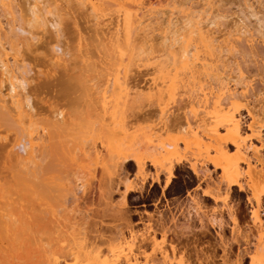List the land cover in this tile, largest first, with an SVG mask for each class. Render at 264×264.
I'll use <instances>...</instances> for the list:
<instances>
[{"label": "bare ground", "instance_id": "6f19581e", "mask_svg": "<svg viewBox=\"0 0 264 264\" xmlns=\"http://www.w3.org/2000/svg\"><path fill=\"white\" fill-rule=\"evenodd\" d=\"M186 1L0 0V143L4 144L0 146L4 150L0 153V264H191L168 234L175 233V227L184 229L185 221L172 230L162 222L157 232L149 222L142 232L128 226V234L115 226L114 233L106 236L96 228L94 213L78 200L87 193H101L117 166L129 160L135 162V177L142 182L148 177L146 159L154 169L151 180L158 182L164 174L166 185L173 177L181 144L195 147L198 155H205L200 163L202 158L206 163L209 159L213 166L209 170L197 162L189 165L206 184L203 195L215 203L209 215L197 196H191L201 227L220 226L226 211L233 239L246 246L243 252L248 264H264V85L260 87L256 81L263 80L264 59L254 50L257 43L264 47L263 33H252L250 24L244 23L247 20L234 18V13L226 28L228 19L219 14V2L200 0L203 8L197 10L199 1L196 5ZM241 1L244 10L256 11L251 10L255 8L250 0ZM212 4L218 12L212 10ZM74 11L80 13L83 28ZM63 16L72 18L71 22L64 18L70 28L62 22ZM217 18L226 22L221 23L224 27ZM61 22L72 33L73 43L66 48L60 40L65 29ZM48 31L51 38L45 40ZM241 37L249 46L255 45L250 48L255 55L249 52L259 58L261 71L255 69L254 73L256 77L261 74L259 79L252 74L247 77L249 73L245 76L243 70L247 69L242 68L247 65L240 68V60L236 64L226 57H240ZM26 57L41 60L30 67ZM61 67L76 72L69 78L65 75L67 80L59 79L64 103L44 106L42 96L43 107L37 106L32 102L35 85L32 93L28 89L30 80L55 76ZM165 101H188L186 105L200 101L196 105L202 103V108L199 111L194 102L189 104L190 120L178 114L183 118L176 135L171 130L178 115ZM240 105L250 118L246 130L238 112ZM145 106H150V114ZM143 107L150 116L142 113L141 117ZM137 115L140 121L148 117L147 123L134 122L139 120ZM170 128L173 134L168 133ZM229 146L234 148L231 154ZM214 169L220 170L215 179L210 172ZM126 178L125 191L134 190L137 185ZM244 184L251 210L249 222H245L248 229L242 230L229 196L231 187L243 190ZM107 186L110 188L109 181ZM249 246L253 248L249 250ZM242 258L236 254L232 263L224 259L223 264H244Z\"/></svg>", "mask_w": 264, "mask_h": 264}, {"label": "rangeland", "instance_id": "374dc122", "mask_svg": "<svg viewBox=\"0 0 264 264\" xmlns=\"http://www.w3.org/2000/svg\"><path fill=\"white\" fill-rule=\"evenodd\" d=\"M183 1H185V0H183ZM198 1H199V3L196 5V2H198ZM205 1H207V0H205ZM212 1L215 4H217V5L220 4L218 6V7L221 6L219 8V10H220L219 14H222V16H225L228 19L229 22L226 20L225 17H223L224 20L219 17V19H222L223 21H225V20L227 21V23L222 21L223 24L226 23L225 24L226 28L228 26H231L230 23H232L231 21H233L232 20L233 19L232 16L235 15L234 18H236L237 16H238V18L242 17L243 22L245 20H247L244 23H245V25L250 24V25H248V26H250L248 28L250 29V31L253 30L252 33H256L257 34V32H260V33H263V35H261V36L264 37V24H263L264 23V0H254V2L257 1L256 3H253V0H250L252 2V4H254L253 8H255V9H251V10H256L257 13H256V11H254V12L250 11V12L254 13V14L256 13L257 16H256V14L255 15H253V14L249 15L250 14L249 10L248 9L244 10L243 6L245 7V5L242 3L241 0H219V1L218 0L217 1L212 0ZM258 1L259 2L261 1V2L259 3ZM186 2H189L192 5L195 4L197 6L196 8H198V7L200 8L201 5L203 4V3L200 4V0H197V1L193 0V2H195V3H192V1L190 2V0H188ZM201 2H204V0L203 1L201 0ZM218 2H219V4H218ZM222 2H223V6H222ZM238 3H239V5H238ZM215 4H212V5H214L213 6L214 8L212 7L213 8L212 10L217 11L218 8H216L217 5L215 6ZM187 5H188V3H187ZM240 5L241 6L243 5V6L240 7ZM185 6H186V4H185ZM199 8L197 10H201L203 8V5H202L201 9H199ZM247 11H248V13H247ZM74 12L72 14L75 15L78 24H83V19L79 15L80 13L77 14L78 13L77 11H76L77 13L76 12L74 13ZM232 13H234V15ZM217 14L218 13L215 12L214 15H217ZM231 14H232V16H231ZM230 16L232 18L231 20H229ZM65 17L67 18V16H63L62 19L64 21H62V20L61 21L64 22V23H68L67 20L69 18H67V20H65L66 19ZM72 18H74L73 15H72ZM71 19H69L70 22H71ZM219 19L217 20V23L221 24L222 22ZM228 23H229V25L227 26ZM258 23L260 25H258ZM62 24H60V26H62L65 29L63 30V28L61 27L62 30L64 31V33H63L64 35L60 36V40L62 39L61 40L62 47L66 48L67 46H71L72 43H73V40L71 38H69V37H71L69 35H71L72 33H70L71 29L69 30V28H70L69 24L70 23L67 24V26H69V28L67 26L65 27L66 24H63V25ZM223 24H221L222 27L225 26ZM81 26L83 28L84 24L83 25H79L80 28H81ZM251 27H252V29H251ZM71 28H72V26H71ZM65 32H66L67 35L65 34ZM68 33H70V34H68ZM260 33H258V36L260 35ZM46 35H47V33H46ZM50 36H51V32L48 31V36L44 35L43 37H44V39H45V37L46 38L48 37L47 39L50 40V38H51ZM254 36H255V34H254ZM258 36L256 35L255 37H258ZM241 38L243 39L242 41H241ZM241 38H240V42L238 44L241 45V43L244 42L241 45V46H243V47H241L242 49L239 48L240 45H238V44H237L238 46L236 45L237 48H238L237 50L241 49V51H238L239 54H240V57H238L239 55L237 54L238 52L236 53V51H237L236 49H235L234 52L238 56L235 55V54L233 55V54L230 53L232 58H233V56H236V58L232 59L230 57V55H226V57L228 56L230 58V60H228V61L232 60V63H233V60L235 59L234 62L236 64L240 60V63H238L239 67H240V65L243 66V67L247 65V67L242 68V69H247L248 70V72H247V70L245 72L243 70L244 75L246 76L249 73V75L247 77H249L250 74H252L251 76H253V78H254V76L256 75L254 73H257L258 69L261 71V68H259V65H258L259 58L256 57V56H261L262 55L260 58L264 59L263 58V56H264V47L262 45L258 44V43L256 44V49H254V50H255V52H257V55L255 56V59H257V58L258 59L255 60L252 57V56L255 55V52L254 51H250V48L252 46H249V44L244 40L245 39L244 37H241ZM64 39H67V42H65L66 40H64ZM257 39L258 40L261 39L260 36ZM42 40L43 39H41V41ZM43 42H46V41H43ZM38 43H35V45L38 44ZM243 44H245L246 46L243 45ZM247 44L249 46V49H247L248 48ZM43 45H45V43ZM43 45L41 44L39 46L42 47ZM258 45H260V46L257 47ZM34 46H32V47L35 48L36 46L35 47ZM41 47H39L40 51H41ZM252 48H255V45ZM252 48H251V50H252ZM40 51L38 50L37 53H40ZM249 51L250 52H254V55L250 54ZM29 52L30 51H28V54H29ZM24 53H26V52H24ZM33 54H32V56H33ZM227 54H229V53H227ZM25 56H27V54ZM40 57L41 56H39V58ZM33 58H35V57H33ZM33 58H31V59H33ZM39 58L36 57L38 62H39V60H41ZM242 58L245 59V60H243ZM26 59H27V57H26ZM27 61H28V59H27ZM31 61H33V64L31 63ZM31 61L30 60L28 61V64H30V67H31V65H35V63H38V62H35L36 60L35 61L31 60ZM228 61H226V62H228ZM241 61H242V64H244V65L241 64ZM252 62L254 64H255V62H257L256 63L257 65H254ZM70 63H72V62L70 61L69 64ZM228 63H230V62H228ZM232 63H230V65H233V66L236 67V65H234L235 63L234 64H232ZM72 65H69V67H71ZM69 67L67 66V68H69ZM67 68H65V70H67ZM71 68L74 69L73 67H71ZM71 68H70V70H71ZM255 69H257V70H255ZM70 70H69V73L70 72H74V70H72V71H70ZM259 70H258V73H259ZM75 71H76V69H75ZM61 72H62V75H61ZM55 73H57V74H55ZM55 73L53 74L55 76H51V77L50 76H48V77L46 76L47 78L46 77H42V75L41 76L39 75V77L36 76L35 78H38V79H37L36 82L34 80V82L37 83V84H35L33 82V80H30L32 82L29 83L28 89L30 88V92H31L32 89L34 90V88H35V91H34L35 95L32 97V102H34L35 104L37 102L38 103L37 106L41 107L43 105L42 102H44L45 99H46V101L48 99V103L45 101V105L44 106H46V105L47 106H52V104L49 105V102L53 103V105L57 104V106H61L62 103H64V101H62V99L60 97V94H59L60 83H61L59 81V79H61V77H62V79H61L62 81L63 80H67L66 79L67 76H68V78H69V76L72 77L73 76L72 74H75L76 72L69 74L68 71H64L63 68L61 67V68H58V71L55 72ZM29 74L32 75V72H30ZM33 74H34V72H33ZM31 75H29V76L31 77ZM65 75H67V76H65ZM34 76L35 75H33L32 78H34ZM259 76H261V74H259ZM259 76H257V77L255 76V78L259 79L258 78ZM263 76H262L261 79L264 80ZM263 80H261V81H263ZM256 81L260 83V84L256 83L258 86H260V85L263 86L264 85V84H261L260 79H259V81L258 80H256ZM33 85H35V86H33ZM32 86H33V88H32ZM255 87H256V85H255ZM260 87H258V88H260ZM42 96L45 99H43ZM33 98L35 99V101H34ZM52 98H54V99H52ZM41 99H43V100L41 101ZM49 99H52V100H49ZM165 102H164V104H166L167 108H170V109L173 108L172 110L175 109V111H176L175 114L176 115H178V114L181 115V116L184 115L186 118H188L190 120L189 117H190L191 113L189 112L190 109L188 108L190 102L187 105H186V102H188V101H167L166 103ZM193 102L194 101H192V103ZM198 102H200V101H195L193 103L194 107L197 106L196 104H198ZM240 102H243V104L245 106H247L248 102H249V104H251V101H246V102L245 101H239V103ZM183 103H184V106H183ZM245 103H247V104H245ZM191 104H190L189 107H191ZM201 104L202 103H200V105L197 106V108H196L199 111L202 108ZM37 106H35V107H37ZM149 107L145 106V108H148L150 110V111L148 110V114H150L149 112H151V109ZM151 107H154V106H151ZM199 107H201V108L199 109ZM49 108H52V107H49ZM53 108H55V107L53 106ZM238 108H239L238 112H240V118H241V122H242V127L246 130L247 129V125L249 124V121H250L249 119L250 118L247 116L246 108H244V106L240 105V107H238ZM139 111H140V109L137 112H139ZM144 111H145V109L143 107V109H141V112H140V114L142 115L141 117H143V115H144L142 113H146L147 114V111H145V112ZM135 113L136 112L134 111V114ZM179 115H178V117L175 116L177 118V120H175V124H176L175 125V129L176 130L170 128L168 130L169 134H173L172 133L173 131H175V132L177 131L175 133L177 135L178 131L181 130V129H177V128H179V126L177 124H179L182 121L180 118H183V117L179 118ZM148 116H150V115H148ZM131 117L133 118V113H132ZM135 117L136 116L134 115L133 119H135ZM138 118H139V120H134V122L139 121V124H141L142 121L144 123V122H146L145 120H148L147 119L148 117L146 119L144 118V120H142V121H140V116H138L136 119H138ZM141 119H143V118H141ZM176 126H177V128H176ZM263 132H264V129H263ZM263 132H262V135H263V138H264V133ZM2 143H5V142L3 141ZM2 145H4V144H1L0 146L2 147ZM180 146H179L180 149H179V153H178L179 155H177L179 157L176 156L179 160L176 163V161H177L176 159L177 158L175 159V168H174V171H173L174 172L173 173V177H171L170 181L166 185H165L164 174L160 175L161 179L158 181L159 183L155 182V181L153 182L151 180V177H150L151 175H149V174L152 173V175H153L154 169L151 166L150 162L148 160H146V159H145V162L147 163L146 164V166H147L146 168L148 169V171H147V176L148 177L146 176L147 178H145L144 181L142 182L141 178L135 177V176H137V174H136L137 168L135 166V162L133 160H129V161L125 162V163L121 162L122 165L120 164L119 166H117V168L115 170V174H113V176L110 179L106 180L107 184L103 187L104 189H102L104 193L102 192V190H101V193H98V192H100L98 190L95 193H93V194L92 193H87L86 197L84 196L83 199H78V200H80L79 204H81L83 206V208L86 207V206H87L86 208H88V207L90 208L89 210H91V212L94 213V216H93L94 219L93 220L96 223L95 226L97 225L96 228L98 230H100L102 233H105L104 235H106V236H109V234L112 235V233H114V230L116 229L117 226H118L117 228H122L125 231V233L128 234V228L129 227L130 228L132 227L133 230H135V231L139 230L138 232H142L143 229H145V227L149 223H152L153 224V228H156L155 229V231H156L157 229H159L158 228L160 226L159 224H162V222H163L165 225L167 224L166 226H170L171 230H172L174 228V226H176L178 224H181V223H183L185 221L187 226L186 225L183 226L184 229L182 227H181L182 229L181 228L179 229V228L175 227V233L174 232L172 233L170 231L168 234L170 235V238H172V240H174L173 242L175 244V247H177L176 250H178L179 252H181V250H182L184 252V254H185V258L186 259L188 258V261L191 264H205V263L206 264H223L224 259H226V261L230 260L229 262H231V260L233 261L235 259V257H236V254H238L241 258L243 257L242 258V262L244 264H248V261H249L248 257L244 253V252H246V250H245L246 246L241 241L240 242H236L233 239V235H232V226L233 225H232V222L230 221V218L226 214L227 213L226 211L222 210L223 211L222 212V221H221L222 224L220 226L217 225V224H214L213 226H209V224H208L206 227H201L199 221L197 220V218H198L197 214H196L195 210H193L194 208H192L193 204H192L191 199H190L191 196H193V197L197 196L195 198L200 201L201 205L203 206V209H205L206 213H208L209 215H211V210L210 209H212V207L215 206V203L213 202V200L210 197L203 195V190L205 189L206 184H205V182L201 181L198 178V176H196L193 173V171L190 169L189 165L192 164V162H197L199 165L200 164H204L209 170H212L213 166H212V163L209 162V159H208V161L206 163V160L204 158H202L201 163H200V159H201V156L203 154L201 156H200V154L198 155L199 152H198V150L195 147H191V148L188 149V148H183L184 146L182 144ZM1 147H0V151H1ZM232 148H233L232 146H229L228 153H230V152H232L234 150V148L233 149ZM40 150L41 149L38 150L39 153H40ZM38 151L36 153H38ZM42 151L43 150H41V153H42ZM3 152H4V150H3ZM3 152L1 151L0 153H3ZM209 154H213V150H209ZM2 155L3 154H0V157H2ZM38 155L40 156V154H38ZM38 155H37L36 160H38V158H39ZM233 155H234V153H233ZM198 156L200 158H198ZM209 156L212 157L214 155H209ZM202 157H205V155L202 156ZM40 159L41 158H39V160H38L39 162L41 161ZM198 159H199V161H198ZM202 161H203V163H202ZM116 171H117V173H116ZM210 172L213 175L212 178L215 179V177L218 176L220 170L214 169L213 171H210ZM125 177L128 178V179L126 178V181L128 180L132 184L134 183L133 185H135V184L137 185V186L135 185L136 188H134V190L125 191V189L123 187V184H124V180L123 179H125ZM120 179H122L123 182L119 181ZM108 181H109L111 189L109 188V186H107L108 185ZM133 181H135V182H133ZM116 184H117V187L115 186ZM244 185H245V187H244ZM244 185H243V190H239L237 186L231 187L230 196H229V204L231 205L232 210H234L233 213L236 215L237 220L240 221L239 222V227L242 230L248 229L246 223L249 222V216H250L249 214H250V210H251V204L248 201L249 190L247 189L248 187H246V184H244ZM115 187H116V190H113V189H115ZM124 192H126L124 194L125 196L123 195ZM77 194H79V193H77ZM91 194H92V197H91ZM100 194H102V196H104L105 198L102 197ZM77 196L80 197V194L77 195ZM91 199L93 201H91ZM104 199H106V201L108 199V201L106 202ZM109 199L112 202V205L110 204ZM123 202H124V204H123ZM106 203H108V204L106 205ZM119 203H121V205L122 204L123 205L121 206ZM88 205H91V207L88 206ZM117 206H118V208H117ZM119 208L123 209L122 210L123 212H119V211H121V209L119 210ZM117 209H118V211H117ZM263 209H264V202H263ZM217 215L219 216L218 213H217ZM99 218H101V219H99ZM170 220H171V222H170ZM172 220H173V223H172ZM112 221H114V222H112ZM187 223L189 224V226H188ZM188 227H190V228H188ZM180 230L183 231V234H182V232ZM158 232H159V230H158ZM222 240H224L223 241L224 243L222 242ZM251 247L252 246H249V250H251L250 249ZM240 254H242V255H240ZM195 258H197V259H195ZM229 262H227V263H229Z\"/></svg>", "mask_w": 264, "mask_h": 264}]
</instances>
